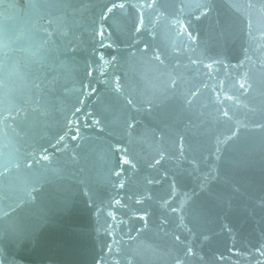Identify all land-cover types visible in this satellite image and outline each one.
I'll list each match as a JSON object with an SVG mask.
<instances>
[{
	"label": "water",
	"instance_id": "1",
	"mask_svg": "<svg viewBox=\"0 0 264 264\" xmlns=\"http://www.w3.org/2000/svg\"><path fill=\"white\" fill-rule=\"evenodd\" d=\"M149 3L0 0V264H176L174 235L186 264L264 261V0ZM45 27L66 66L33 62Z\"/></svg>",
	"mask_w": 264,
	"mask_h": 264
},
{
	"label": "snow or ice",
	"instance_id": "2",
	"mask_svg": "<svg viewBox=\"0 0 264 264\" xmlns=\"http://www.w3.org/2000/svg\"><path fill=\"white\" fill-rule=\"evenodd\" d=\"M154 6H155V0H152V3H149L147 5V7H149V8H152ZM30 7H38V5L37 4H31ZM125 7H126V5L124 3H119V4L112 3L111 6L105 5L104 9L100 12V19L101 20H107L108 19V15H106V13L107 14H113L114 10H116V9L123 10V9H125ZM132 7H137V6L136 5H132ZM183 7L184 6H181V10H183ZM195 7L202 9V11L200 13V16L207 15V10L209 8V5L207 3H203V4L202 3H197L195 5ZM200 16H196L195 18L197 20H199ZM48 23L52 24L53 22H52V20H49ZM40 31L42 33H45V35H41L40 36L39 43L37 44L35 51L32 53V56L34 58L33 62L36 65L40 66V67H43L45 64H47V66L49 68L57 67V66H66L67 63L72 60L71 54L74 53L76 51V48H77L74 40L67 39L66 43L61 47V45L57 41L53 40V37L55 35H61V36H64L65 38H67L68 37V32L67 31H61V32L57 33L55 30L50 31L46 27L42 28ZM135 31L139 32L140 29L136 28ZM185 31H187V29H185ZM97 34L100 35V36L104 35V33L102 31L98 32ZM108 46L111 47V45H108ZM154 58L156 60L160 59V57L158 55L155 56ZM101 59H103L102 56H101ZM193 63H195V61H193ZM208 67H211V65H208ZM87 75L91 76L92 73L89 71V72H87ZM172 83L174 85L175 81H173ZM34 87L36 89H40L41 88V82H40L39 77H37V80L34 82ZM240 88L244 89L245 88V84L241 83L240 84ZM92 91L94 92L95 89H92ZM115 91L119 92L120 89L117 87L115 89ZM193 95H196V93H193ZM227 99L231 100L232 97H227ZM127 103L129 105H131V104H133V101L132 100H128ZM187 103L191 104L192 101L191 100H187ZM77 111H79V109H77ZM223 116L225 118H228V119L231 118L229 116V112L227 110H225L223 112ZM5 119H7V117H5ZM94 123L99 124L100 121L96 120V121H94ZM128 127L129 128L132 127L131 122L128 123ZM59 139L62 141L64 139V137L61 136ZM73 139H76V137H73ZM117 151H120V149L117 148ZM41 159L48 160L49 157H48V155H42ZM163 159H164V155L161 154L158 159L154 160V163L150 162V166L154 167L155 165L160 164L161 160H163ZM118 162L123 163L124 165H130L131 168H135L136 167V164L133 163L127 156H124V157L120 158V160ZM114 175L117 176V177H120L121 176V172L114 170ZM158 182H159L158 180H154V179H148L147 180L148 184H153V183H158ZM115 186L116 185H114V187ZM118 186H119V188H124L125 187V184H124L123 180L118 182ZM171 187H172V193H170V195H174V193H175V185L173 184ZM130 199H131V197H130ZM151 199H152V197L150 195L140 194L136 198L135 203L136 204H142L145 200H151ZM189 199H190V197L185 195L184 199H182L180 201V210H182L184 208L185 204L188 202ZM115 203L117 205H119L121 203V201L119 199H117L115 201ZM160 206L162 208H165V209H169L170 208V211L172 213L178 212V209L175 206H170L169 201L167 199H165L161 203ZM109 215H111V213H109ZM148 216H149V213H148V211L146 209L144 210V214L139 216V219L144 221V225L142 226V228L137 230L138 233L140 231H143L144 229L148 228V220H147ZM179 220H180V225L179 226H182V227L186 228L187 226L184 225V223H183L184 222V217L180 216ZM161 230L164 231L163 228H161ZM188 231L191 232V229H188ZM165 235H168L167 231H165ZM130 239H135V237H130ZM203 239L207 240L208 237L207 236H203ZM173 240L176 242V245L178 247L179 246H183V256L182 257H177L176 264H186V261L189 258L197 256L195 247L193 246V244L191 243L190 240H188L187 238L182 240L180 235H174L173 236ZM257 251L260 253V255L264 256V245H261V247L259 249H257ZM200 259H202V257H200ZM257 264H264V261H258Z\"/></svg>",
	"mask_w": 264,
	"mask_h": 264
}]
</instances>
